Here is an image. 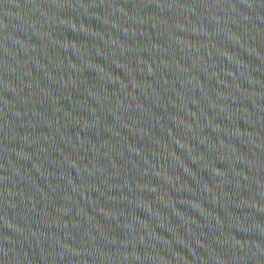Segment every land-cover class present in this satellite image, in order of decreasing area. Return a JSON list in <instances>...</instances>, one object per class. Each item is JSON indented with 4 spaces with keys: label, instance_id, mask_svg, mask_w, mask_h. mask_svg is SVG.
I'll use <instances>...</instances> for the list:
<instances>
[{
    "label": "water",
    "instance_id": "1",
    "mask_svg": "<svg viewBox=\"0 0 264 264\" xmlns=\"http://www.w3.org/2000/svg\"><path fill=\"white\" fill-rule=\"evenodd\" d=\"M0 264H264V0H0Z\"/></svg>",
    "mask_w": 264,
    "mask_h": 264
}]
</instances>
